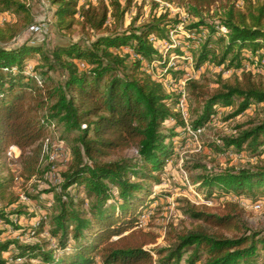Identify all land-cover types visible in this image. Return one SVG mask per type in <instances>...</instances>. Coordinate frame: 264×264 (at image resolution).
<instances>
[{
  "label": "trees",
  "instance_id": "1",
  "mask_svg": "<svg viewBox=\"0 0 264 264\" xmlns=\"http://www.w3.org/2000/svg\"><path fill=\"white\" fill-rule=\"evenodd\" d=\"M47 1L58 30L76 25L95 36L50 48L29 39L13 43L32 23L29 0H0V13L19 17L0 23V223L17 231L4 235L0 227V264L33 259L35 264H92L96 256L101 264H264V227H248L240 218L242 207L231 201L216 213L184 199L182 211L195 224L178 230L169 224L165 246L146 247L157 234L133 229L154 198L153 186L162 181L176 143L188 139L187 124L193 130L204 127L221 107H232L228 119L264 104V74L245 70L254 57L264 68V0H162L197 20L187 22L166 8L150 11L140 22L136 11L126 25L134 0ZM216 3L219 15L202 14ZM180 25L182 48L170 46L163 54L156 45H170L171 32L179 34ZM184 54L195 70L205 63L241 69L226 79L219 72L211 89L196 78L185 80L188 123L176 109L187 70L179 63L167 66L170 56ZM246 124L211 146L217 153L231 147L246 151L255 163L218 172L199 162L183 164L204 197L264 198V105ZM51 125L70 143L57 181L44 177L51 167L41 163ZM11 146L19 150V176L49 184L24 192L36 200L39 215L28 212L13 190L16 176L2 161ZM132 148L134 155L122 154ZM196 168L203 171L191 174ZM20 218L29 223L19 224Z\"/></svg>",
  "mask_w": 264,
  "mask_h": 264
},
{
  "label": "rangeland",
  "instance_id": "2",
  "mask_svg": "<svg viewBox=\"0 0 264 264\" xmlns=\"http://www.w3.org/2000/svg\"><path fill=\"white\" fill-rule=\"evenodd\" d=\"M88 0H80V3H85ZM95 2L96 0H92ZM158 2L157 7H153L152 2ZM135 5L132 6L129 13L125 16L124 25H126L130 18L135 14L136 11L140 12L139 22L146 20L149 12L158 11L162 12L166 8L169 9L171 14L179 12L180 15L186 19L187 22L197 20L191 12L177 4L166 3L162 0H134ZM29 6L32 13V23H43V28L40 32H31L28 27L24 28L22 32L16 37L13 43H20L24 40L29 39L35 44H42L46 48H50L55 44H66L70 41H83L88 42V39L94 38L95 34L92 32H81L79 26H74L70 31L58 30L55 26L53 18V7L47 0H29ZM217 3L212 5L209 10L203 11V15H214L215 17L221 13L217 7ZM139 6V8H138ZM154 10V11H153ZM217 14V15H216ZM18 16L12 12L6 11L0 13V23L6 21L18 20ZM138 23V22H137ZM179 34L171 32V44H157L156 46L165 54L169 49H173L174 46L180 45L179 35H184V30L181 25L179 26ZM186 50L188 47L183 46ZM187 58V60H185ZM250 63L245 64V70H251L252 72H260L264 74V68L259 67L256 63L255 57ZM191 57L188 54H184L182 57L172 55L170 56L167 66H173L175 63H179L183 69H186L184 76L190 74L192 78L198 79L200 82L207 84L208 88H214L217 83L215 82L218 78V73L221 72L223 79L231 78L233 74L240 75L241 69H222V66H214L211 63H205L199 69L195 70L190 63ZM33 62L27 64L32 66ZM157 64V63H156ZM26 66V70H27ZM160 70V68H158ZM28 71V70H27ZM53 75L56 78H60L58 72H54ZM184 79L182 77L181 81ZM182 84V83H181ZM167 87L170 89V84L167 82ZM189 108L191 109L195 102L194 100L189 101ZM264 104H254L244 112L224 119L226 114L231 112L232 107H221L218 113L212 118V120L204 126L203 131L197 138H194L190 134H186L188 139L185 143L178 144L171 159L165 164L164 172L162 173V181L159 184L153 186L154 198L151 202L143 209L140 214L138 224L133 229L152 230L157 234V239L154 244H147L146 247L154 246H165L168 241L165 238L166 230L168 225L172 224L177 230L183 227L189 228L192 224H195L193 220L188 218L182 211L184 199H187L190 203L196 206H206V209L210 212L220 213L225 209V204L228 201L238 203L242 209L240 211L241 220L250 228H262L264 227V198L260 201L261 207L254 208V201L250 199H239L233 194H227L222 196H213L206 198L204 195L196 189L195 185L191 182L188 171L183 167L184 163L194 164L199 162L206 167L209 172H218L228 166L242 167L248 166L256 162V157L249 155L246 151H237L234 148H230L226 153H217L211 146L214 142H219L220 138L224 135L235 134L237 131L236 125L245 124L250 119H255L260 114L261 107ZM189 114V112H188ZM190 120V114L188 115ZM60 128L54 127L53 125L48 127V139L43 144V154L41 156L42 166H50L51 169L44 176L51 180L57 181L58 171L64 169L69 158V147L70 143L62 141L59 138ZM50 146V148H49ZM126 156L135 154V150L129 149L122 153ZM19 150L15 146L8 148L6 155L3 157V162L6 167L10 168L16 176L15 185L13 190L19 194L22 203L25 205V209L28 212H35L38 215L41 213L38 208L36 200L26 198L24 195L25 191L34 192L36 189H43L48 187V183L44 178H32L25 182L20 176V164L18 160ZM203 171L201 168H196L191 171V174ZM20 200V201H21ZM257 202V201H256ZM11 218H15V215H11ZM31 219L30 222H33ZM21 225H26L29 222L26 218H20L18 221ZM1 228H5L4 235L15 234L9 225L0 223ZM226 235H231L232 231L224 230ZM46 236V233H43ZM34 239H27L26 241L32 242ZM23 259L16 262H21ZM37 259L30 261L31 264L37 263ZM92 264H101V260L98 256L95 257Z\"/></svg>",
  "mask_w": 264,
  "mask_h": 264
},
{
  "label": "built area",
  "instance_id": "3",
  "mask_svg": "<svg viewBox=\"0 0 264 264\" xmlns=\"http://www.w3.org/2000/svg\"><path fill=\"white\" fill-rule=\"evenodd\" d=\"M43 28V23H31L29 26H28V29L31 31V32H40ZM220 29L222 31H225V28L223 26L220 27ZM83 65V64H82ZM27 70L28 71H31L32 70V66L28 65L27 66ZM189 78H192L190 74H186V76H184V79L181 81L180 83V93H181V96L177 102V105H176V109L180 112L181 116L183 117L184 121L186 123H188V109H187V96H186V91L184 89V82L186 79H189ZM187 128V131H188V134L192 135L194 138H197V136L200 135V133L203 131L204 127H201V128H198V129H191L189 127V125L187 124L186 126ZM23 199L24 197L21 196ZM261 202L260 201H257L254 203V208H260L261 207Z\"/></svg>",
  "mask_w": 264,
  "mask_h": 264
}]
</instances>
